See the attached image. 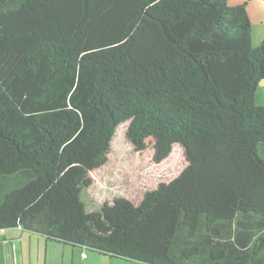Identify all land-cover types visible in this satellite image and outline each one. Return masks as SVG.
Segmentation results:
<instances>
[{
    "label": "trees",
    "instance_id": "trees-1",
    "mask_svg": "<svg viewBox=\"0 0 264 264\" xmlns=\"http://www.w3.org/2000/svg\"><path fill=\"white\" fill-rule=\"evenodd\" d=\"M249 1L0 0V232L121 263L264 264ZM121 124L137 152L159 164L179 147L184 166L87 211Z\"/></svg>",
    "mask_w": 264,
    "mask_h": 264
},
{
    "label": "rangeland",
    "instance_id": "rangeland-1",
    "mask_svg": "<svg viewBox=\"0 0 264 264\" xmlns=\"http://www.w3.org/2000/svg\"><path fill=\"white\" fill-rule=\"evenodd\" d=\"M126 131L127 124L118 126L107 163L92 173L93 183L83 197L87 211H97L105 201L111 202L118 197L138 202L144 192L156 188L160 182L170 181L184 166L179 147L174 148L162 163L156 164L150 151L140 153L135 150ZM78 253L80 251L47 242L44 237L27 231L0 232V264H43L44 260L47 264H70L72 256ZM87 254L95 260L93 263L113 264V261ZM74 264L80 263L75 260Z\"/></svg>",
    "mask_w": 264,
    "mask_h": 264
},
{
    "label": "crops",
    "instance_id": "crops-1",
    "mask_svg": "<svg viewBox=\"0 0 264 264\" xmlns=\"http://www.w3.org/2000/svg\"><path fill=\"white\" fill-rule=\"evenodd\" d=\"M244 1L245 0H233V2L231 3L228 0V4L230 6H234V5L242 4ZM247 13H248L251 25H252V30H251L252 45L256 48L264 46V1L263 0H250L248 2V5H247ZM255 102L259 106H264V79L259 83V85L256 89ZM14 231L16 232L19 230L16 229ZM4 233H7V232H4ZM33 234H36V233H33ZM36 235H39V234H36ZM39 236H41V235H39ZM41 237H43V236H41ZM2 241H4V240H2ZM46 241L50 242V243H54V242L48 241L47 239H46ZM54 244H56V243H54ZM56 245H60V244H56ZM60 246L68 247L72 250L80 251V253L72 256L70 264H74L75 260L78 261L80 264H86L85 261H87V264H97L98 263L97 261L95 263H93L95 260L93 258L87 257L88 256L87 253H86V258L81 257V254H83V252L80 249L73 248V247L66 246V245H60ZM89 255H94L96 257L102 258V257L95 255V254H89ZM102 259H104V258H102ZM43 264H47V260H44ZM52 264H58V263L54 262ZM60 264H64V262H61ZM109 264H111V263H109ZM113 264H121V262L113 261Z\"/></svg>",
    "mask_w": 264,
    "mask_h": 264
},
{
    "label": "built area",
    "instance_id": "built-area-1",
    "mask_svg": "<svg viewBox=\"0 0 264 264\" xmlns=\"http://www.w3.org/2000/svg\"><path fill=\"white\" fill-rule=\"evenodd\" d=\"M81 257L85 258V257H86V255H85V254H81Z\"/></svg>",
    "mask_w": 264,
    "mask_h": 264
},
{
    "label": "clouds",
    "instance_id": "clouds-1",
    "mask_svg": "<svg viewBox=\"0 0 264 264\" xmlns=\"http://www.w3.org/2000/svg\"><path fill=\"white\" fill-rule=\"evenodd\" d=\"M183 153V152H182ZM183 158H184V156H183Z\"/></svg>",
    "mask_w": 264,
    "mask_h": 264
},
{
    "label": "bare ground",
    "instance_id": "bare-ground-1",
    "mask_svg": "<svg viewBox=\"0 0 264 264\" xmlns=\"http://www.w3.org/2000/svg\"><path fill=\"white\" fill-rule=\"evenodd\" d=\"M173 151V150H172Z\"/></svg>",
    "mask_w": 264,
    "mask_h": 264
}]
</instances>
